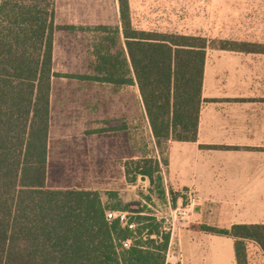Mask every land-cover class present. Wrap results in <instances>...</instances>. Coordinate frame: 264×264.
<instances>
[{"label": "crops", "instance_id": "obj_1", "mask_svg": "<svg viewBox=\"0 0 264 264\" xmlns=\"http://www.w3.org/2000/svg\"><path fill=\"white\" fill-rule=\"evenodd\" d=\"M54 7L60 27L53 33L47 187L97 191L107 211H125L127 190L138 185L127 182V160L136 167L144 158L139 139L136 145L144 117L155 155L148 163L152 176L139 184V214L161 231V217L191 190L198 202L194 223L182 229L183 264H237L234 238L203 227L264 224V44L232 40L251 45L207 48L197 139L169 140L163 162L128 55L109 75L89 44L99 35L95 27L117 28L110 51L126 54L119 1L55 0ZM129 8L135 30L168 33L156 29L160 18H151V28L139 21L132 0ZM51 165L55 176L69 174L85 185L48 186ZM248 259L264 264L253 241Z\"/></svg>", "mask_w": 264, "mask_h": 264}, {"label": "trees", "instance_id": "obj_2", "mask_svg": "<svg viewBox=\"0 0 264 264\" xmlns=\"http://www.w3.org/2000/svg\"><path fill=\"white\" fill-rule=\"evenodd\" d=\"M118 1L126 54L110 51L117 28L95 27L101 70L112 75L114 62L124 54L127 63L128 55L158 148L196 141L207 48L251 44L135 30L129 0ZM54 17V0H0V264H164L169 237L152 217L135 218L151 222L148 243L125 247L145 227L109 221L97 191L46 185L53 33L60 27ZM151 167L137 164L135 177L150 178ZM203 229L234 238L237 264H249L251 241L264 254V224Z\"/></svg>", "mask_w": 264, "mask_h": 264}, {"label": "rangeland", "instance_id": "obj_3", "mask_svg": "<svg viewBox=\"0 0 264 264\" xmlns=\"http://www.w3.org/2000/svg\"><path fill=\"white\" fill-rule=\"evenodd\" d=\"M132 5L133 9L136 11L135 14L137 19L143 21V23L146 22L148 24L151 18H160L161 22L156 29L162 32L201 35L209 39L210 43H213L214 40H233L264 44V0H132ZM151 25L148 24L149 27ZM161 27L162 29H160ZM97 34L99 35L89 38V44L90 46L93 45V48L100 36L99 31H97ZM141 125L140 137L136 132V145L139 139L142 148V156L144 157L142 161L149 163L153 160L149 157L155 155V147L144 117ZM166 149V145H162L158 148L163 162ZM127 167L129 170L127 182H136L138 185L135 188H128L129 190H127V192L130 193V196L128 197L127 203L123 206L126 209L123 212H125L128 220H134L132 222L135 224V227L131 230L145 227L142 234L136 232L132 233L131 243L141 242V244H145L148 243L150 239L147 233L148 230L151 229V227H149L151 222L142 220L141 223H136L135 219L140 215L139 210L141 206H139V197H137V194L141 192L139 184L143 183L139 178L135 177V167L132 161L130 164L127 160ZM156 176L157 175H155V177ZM47 184L50 187L84 186L85 181L78 182L75 179L73 180L69 177V174H67L66 178L59 175L57 177L54 174L53 165H51ZM148 188H150L149 183L147 185V189ZM112 204L116 205L117 203L112 202ZM194 221L195 218L193 216L190 225L193 224ZM153 226L155 227L154 224Z\"/></svg>", "mask_w": 264, "mask_h": 264}, {"label": "built area", "instance_id": "obj_4", "mask_svg": "<svg viewBox=\"0 0 264 264\" xmlns=\"http://www.w3.org/2000/svg\"><path fill=\"white\" fill-rule=\"evenodd\" d=\"M187 200L184 204L172 208L167 215L161 217L163 220L162 233L168 234V245L164 252V264H183L184 252L181 239V231L190 225L191 218L196 213L198 197L194 192L185 191ZM106 217L109 221L119 219L120 222L130 229L135 227L129 222L125 212L107 211ZM131 242L125 241L124 246L129 247Z\"/></svg>", "mask_w": 264, "mask_h": 264}, {"label": "water", "instance_id": "obj_5", "mask_svg": "<svg viewBox=\"0 0 264 264\" xmlns=\"http://www.w3.org/2000/svg\"><path fill=\"white\" fill-rule=\"evenodd\" d=\"M139 179H140L141 181H145V180H146V176H145V175H141ZM196 211H197V208H196Z\"/></svg>", "mask_w": 264, "mask_h": 264}]
</instances>
